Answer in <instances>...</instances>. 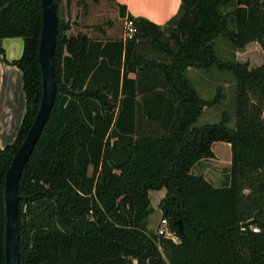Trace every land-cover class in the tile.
<instances>
[{
    "label": "trees",
    "instance_id": "trees-1",
    "mask_svg": "<svg viewBox=\"0 0 264 264\" xmlns=\"http://www.w3.org/2000/svg\"><path fill=\"white\" fill-rule=\"evenodd\" d=\"M54 1L56 95L19 179L18 264H264V64L249 68L215 51L223 37L235 49L255 42L264 54V0H181L163 27L109 0L133 20L130 39L101 28L98 37L88 27L73 33ZM41 16V0H0V56L21 72L25 96L16 138L0 148V264L5 175L42 95ZM6 38L22 39L18 60L5 59ZM211 68L234 79L233 127L227 111L196 126L225 96L218 88L202 99L186 71ZM218 142L231 160L227 184L214 187L191 171L215 158ZM161 190L158 209L178 242L147 231L150 192Z\"/></svg>",
    "mask_w": 264,
    "mask_h": 264
},
{
    "label": "rangeland",
    "instance_id": "rangeland-1",
    "mask_svg": "<svg viewBox=\"0 0 264 264\" xmlns=\"http://www.w3.org/2000/svg\"><path fill=\"white\" fill-rule=\"evenodd\" d=\"M59 17L71 24V31L76 33L83 27L91 29L87 31L89 36L98 37V28L106 32L107 38L125 37V21L118 17V13L109 0H60ZM73 23V24H72ZM87 29V30H88ZM216 55L223 61L248 64L249 68H255L264 64V54L258 46L249 43L241 49H235L225 38L219 37L215 46ZM186 76L191 81L197 94L204 100H211L218 88H221L224 99L219 106L206 108L196 122V126L217 123L220 115L227 111L232 117L229 124L233 127L234 118V79L227 72H220L215 68L207 71L190 69ZM212 151L215 158L203 160L197 163L191 173L209 180L214 187L227 184V174L230 168V146L223 142L214 143ZM164 196V190L150 192V206L153 214L148 219L147 231L151 235H157L162 217L158 209V203Z\"/></svg>",
    "mask_w": 264,
    "mask_h": 264
},
{
    "label": "water",
    "instance_id": "water-1",
    "mask_svg": "<svg viewBox=\"0 0 264 264\" xmlns=\"http://www.w3.org/2000/svg\"><path fill=\"white\" fill-rule=\"evenodd\" d=\"M41 12L38 61L41 71L42 95L33 123L17 152L13 155L5 175L3 195L5 209V264H18L19 261V179L51 112L56 95L53 56L58 31V15L55 1L41 0ZM176 225L182 233L181 222H176ZM252 225L253 220H250L242 224V228L248 230Z\"/></svg>",
    "mask_w": 264,
    "mask_h": 264
},
{
    "label": "crops",
    "instance_id": "crops-1",
    "mask_svg": "<svg viewBox=\"0 0 264 264\" xmlns=\"http://www.w3.org/2000/svg\"><path fill=\"white\" fill-rule=\"evenodd\" d=\"M114 3L125 7L126 17L142 18L156 26L163 27L177 15L181 0H114ZM251 43L258 46L255 42ZM2 47L5 52V59L8 62L18 60L22 56L23 41L21 38H6L2 40ZM148 47L145 46L146 51L149 49ZM188 71L190 69L186 73ZM24 113L25 96L22 88L21 72L15 66L6 64L4 58L0 56L1 149L14 142Z\"/></svg>",
    "mask_w": 264,
    "mask_h": 264
},
{
    "label": "built area",
    "instance_id": "built-area-1",
    "mask_svg": "<svg viewBox=\"0 0 264 264\" xmlns=\"http://www.w3.org/2000/svg\"><path fill=\"white\" fill-rule=\"evenodd\" d=\"M136 27L132 19L125 20V37L124 39H130L136 33ZM252 231L257 232V229L253 228ZM158 235L164 236L167 239L172 240L173 242H178V238L174 233L170 232L167 228L166 220L161 221V226L158 229Z\"/></svg>",
    "mask_w": 264,
    "mask_h": 264
}]
</instances>
